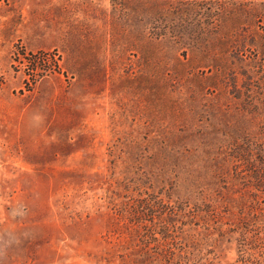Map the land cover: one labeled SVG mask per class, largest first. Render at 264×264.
<instances>
[{
  "label": "rangeland",
  "instance_id": "1",
  "mask_svg": "<svg viewBox=\"0 0 264 264\" xmlns=\"http://www.w3.org/2000/svg\"><path fill=\"white\" fill-rule=\"evenodd\" d=\"M0 264H264V0H0Z\"/></svg>",
  "mask_w": 264,
  "mask_h": 264
},
{
  "label": "trees",
  "instance_id": "2",
  "mask_svg": "<svg viewBox=\"0 0 264 264\" xmlns=\"http://www.w3.org/2000/svg\"><path fill=\"white\" fill-rule=\"evenodd\" d=\"M32 62H33V64L36 65V64H37L36 58L33 59ZM39 62H41V64H42V63L47 64L48 61H47V59H45L44 57H42V58H41V61H39Z\"/></svg>",
  "mask_w": 264,
  "mask_h": 264
}]
</instances>
